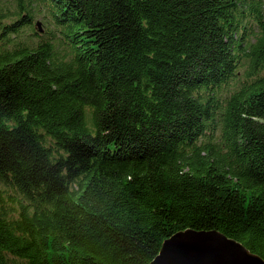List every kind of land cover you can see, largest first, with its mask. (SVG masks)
Segmentation results:
<instances>
[{"label":"trees","instance_id":"trees-1","mask_svg":"<svg viewBox=\"0 0 264 264\" xmlns=\"http://www.w3.org/2000/svg\"><path fill=\"white\" fill-rule=\"evenodd\" d=\"M15 4L0 264H149L187 229L264 259V0Z\"/></svg>","mask_w":264,"mask_h":264},{"label":"water","instance_id":"water-1","mask_svg":"<svg viewBox=\"0 0 264 264\" xmlns=\"http://www.w3.org/2000/svg\"><path fill=\"white\" fill-rule=\"evenodd\" d=\"M149 264H264V259L220 231L187 229L165 240Z\"/></svg>","mask_w":264,"mask_h":264},{"label":"rangeland","instance_id":"rangeland-1","mask_svg":"<svg viewBox=\"0 0 264 264\" xmlns=\"http://www.w3.org/2000/svg\"><path fill=\"white\" fill-rule=\"evenodd\" d=\"M2 6H1V13H3L4 15L5 14H8L9 16H12L17 8V5L15 4V0H0ZM43 14H44V10H41L39 12V14L37 15V19L34 21V26H35V29L37 30V33L38 34H42L43 32H46L45 28H44V20H43ZM7 21H9L8 19H6L4 21V23H7ZM2 22L0 21V24ZM38 24V25H37ZM43 28V32H41L40 30H42ZM33 32V29L28 27L25 32H24V35L27 36V35H30L32 34ZM36 38L37 36H33V39L34 41H36ZM25 39H30V36L25 38Z\"/></svg>","mask_w":264,"mask_h":264}]
</instances>
